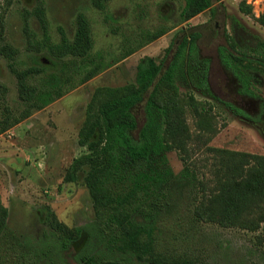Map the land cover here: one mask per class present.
Instances as JSON below:
<instances>
[{
  "label": "rangeland",
  "instance_id": "374dc122",
  "mask_svg": "<svg viewBox=\"0 0 264 264\" xmlns=\"http://www.w3.org/2000/svg\"><path fill=\"white\" fill-rule=\"evenodd\" d=\"M39 1H13L6 17L7 40L20 50L19 68L42 62L52 71L51 58L46 52L29 50L23 32L25 11H32ZM44 1L55 41L60 39L61 27L73 37L76 17L84 12L92 25L96 53L118 59L127 51H134L0 134V217L6 208L9 228L42 257L46 252L56 264H83L79 260L83 252L114 256L107 252L103 233L95 221L94 201L84 180L86 171H81L76 181L67 180L73 160L87 152L79 144V131L94 90L136 82L138 64L148 56L162 62L166 69L182 39L190 38L192 33H199L196 43L201 58H215L217 52L221 54L219 47L227 48L229 44L235 55L251 54L257 42L264 41V27L259 22L264 14V0H212L209 9L185 22L181 17L184 0H108L102 9L93 0ZM244 1L252 6V13L241 10ZM31 23L38 36L43 37L35 16ZM162 28L171 29L149 40L152 33ZM244 63L254 68L255 78L246 98H237L231 91L233 80L229 81L231 90L224 87L221 92L215 88L217 81L210 79L217 99L203 95L192 85L180 86L194 137L191 165L177 150L168 155L176 174H182L189 166L196 178L192 180L184 172L185 178L182 176L174 185L172 208L158 227V246L163 252L191 258L198 264H264V224L258 230L224 227L203 222L195 215L204 192L201 182L212 184L214 153L208 150L209 146L264 155V63L251 59ZM0 82L8 87V106L18 114L23 103L18 96L17 79L2 56ZM190 95L194 96L191 103ZM203 110L206 111L200 115ZM49 212L68 227H82L87 233L62 252L59 233L46 221ZM129 258L132 264H146L132 255Z\"/></svg>",
  "mask_w": 264,
  "mask_h": 264
},
{
  "label": "trees",
  "instance_id": "16d2710c",
  "mask_svg": "<svg viewBox=\"0 0 264 264\" xmlns=\"http://www.w3.org/2000/svg\"><path fill=\"white\" fill-rule=\"evenodd\" d=\"M13 1H0V56L7 59L16 76L23 109L18 114L13 112L7 104L8 87L0 82V134L134 52L129 50L118 59L96 53L92 25L84 12L76 17L73 37L61 27L60 39L55 41L50 34L46 3L40 0L32 11H25L23 32L28 49L46 52L54 70L42 62L19 68L20 50L8 42L6 34V17ZM107 1L93 0L101 9ZM212 4V0H184L182 21L191 20ZM240 8L246 14L252 13V6L245 1ZM32 16L39 21L43 37L33 29ZM259 22L264 27V14ZM170 29L152 33L149 40ZM198 37L199 33L184 37L166 69L162 62L148 56L138 64L136 82L94 90L79 131V144L87 152L73 160L67 180L76 181L80 172L86 171L84 180L94 201L95 221L107 252L114 256L83 252L79 255L83 264H132L130 255L146 264H198L191 258L163 252L157 236L160 222L172 208L178 179L184 172L192 180L196 178L189 166L176 174L168 155L177 150L191 165L194 137L180 86L192 85L203 95L217 99L209 82L210 60L200 57ZM221 57L250 92L254 68L244 62L251 59L264 63V41L259 40L251 54L241 56L221 48ZM189 100L194 101V96L190 95ZM208 150L214 153L213 179L211 185L201 182L204 192L195 215L203 222L258 230L264 224V155L211 146ZM7 216L4 208L0 217V264H56L46 252L42 257L10 229ZM46 221L59 233L62 252L87 233L82 227H68L52 212ZM59 259L64 260L62 255Z\"/></svg>",
  "mask_w": 264,
  "mask_h": 264
},
{
  "label": "flooded vegetation",
  "instance_id": "af4514ba",
  "mask_svg": "<svg viewBox=\"0 0 264 264\" xmlns=\"http://www.w3.org/2000/svg\"><path fill=\"white\" fill-rule=\"evenodd\" d=\"M225 47H227L230 51L234 52L233 49L230 47V44L228 46L226 45ZM219 49H221V47H219ZM209 60H210L209 62V82L211 78L215 79L217 81L215 84V88H217L221 92L223 91L224 87L229 89L230 88L229 81L233 80V82L235 83L234 88L233 90L231 89L229 90L234 91L235 93L234 95L237 98L242 99V98L248 97L250 92L248 90H245L244 84L242 83L240 76L235 71H233L230 66H228L227 64L223 62L220 52H217V55L215 56V58H212V59L210 58ZM214 62H215V66H213ZM215 68L216 70H214ZM251 73L253 74L254 71H251ZM254 79L255 78L253 74L252 83ZM210 86L212 89L211 83H210ZM251 86H250V89H251Z\"/></svg>",
  "mask_w": 264,
  "mask_h": 264
}]
</instances>
